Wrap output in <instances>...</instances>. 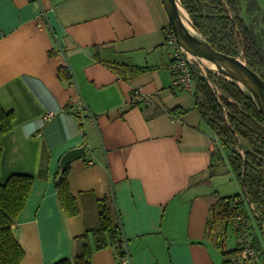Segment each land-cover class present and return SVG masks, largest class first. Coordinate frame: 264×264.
<instances>
[{
	"label": "crops",
	"instance_id": "crops-1",
	"mask_svg": "<svg viewBox=\"0 0 264 264\" xmlns=\"http://www.w3.org/2000/svg\"><path fill=\"white\" fill-rule=\"evenodd\" d=\"M169 24L162 0H0V103L14 113L0 181L34 178L14 225L20 264H74L103 202L131 264H222L209 214L228 196L220 176L235 175L193 93L172 88ZM108 63L146 69L124 78ZM136 88L152 102L132 105ZM83 145L67 168L77 208L68 214L56 177L63 154ZM119 263L115 245L91 257Z\"/></svg>",
	"mask_w": 264,
	"mask_h": 264
},
{
	"label": "trees",
	"instance_id": "trees-1",
	"mask_svg": "<svg viewBox=\"0 0 264 264\" xmlns=\"http://www.w3.org/2000/svg\"><path fill=\"white\" fill-rule=\"evenodd\" d=\"M244 0H181L188 11L195 28L200 31L217 50L235 56H242L247 64L264 78V4L250 0L247 10L261 12L262 26L255 27L242 14ZM264 1V0H263ZM257 19V18H256ZM255 19V21H257ZM124 78L145 71V67L108 63ZM211 79L218 85L217 92L206 77L198 70L193 71L195 105L227 157L241 192L220 197L210 208L209 228L214 235L219 226L230 220H239V231L252 226L264 228V115L256 103L240 86L208 70ZM59 76L72 78L67 66L59 68ZM14 113L7 111L0 103V172L5 146V135L11 130ZM59 173L57 174L58 177ZM56 187L60 205L68 214L76 213V200L67 181V169ZM34 178L23 173L11 174L5 182L0 181V264H20L25 256L23 245L16 238L14 225L20 212L27 204ZM225 226H222L223 228ZM83 244L74 264H91L95 250L115 245L120 263L129 257L125 238L120 226L115 224L111 207L103 202L99 211V224L87 228L81 236ZM223 241H217L219 247ZM239 244L229 250H222L226 258L222 264H233L230 255H235ZM229 255V256H230ZM57 264H72L65 259Z\"/></svg>",
	"mask_w": 264,
	"mask_h": 264
},
{
	"label": "water",
	"instance_id": "water-1",
	"mask_svg": "<svg viewBox=\"0 0 264 264\" xmlns=\"http://www.w3.org/2000/svg\"><path fill=\"white\" fill-rule=\"evenodd\" d=\"M162 1L178 44L194 55L208 70L237 83L264 115V78L251 68L241 56L231 55L213 47L207 38L195 28L181 0ZM209 63H213L216 67H211ZM86 155L87 151L84 145L66 151L60 160L57 179L61 178L73 161L84 158Z\"/></svg>",
	"mask_w": 264,
	"mask_h": 264
},
{
	"label": "built area",
	"instance_id": "built-area-1",
	"mask_svg": "<svg viewBox=\"0 0 264 264\" xmlns=\"http://www.w3.org/2000/svg\"><path fill=\"white\" fill-rule=\"evenodd\" d=\"M166 43L173 46L172 60L169 64L173 72V89H183L194 93L195 84L193 71L198 72L207 78L210 85L217 92H220L218 85L209 76L208 69L191 53L186 51L177 42L173 27L169 24L166 27ZM153 95L144 92L141 88H136L130 95V103L137 105L141 103H150ZM80 105L77 110L82 111ZM53 115L52 112L47 114V118ZM217 140V136L215 137ZM239 250L233 257V264H264V228L258 229L255 223L240 231ZM123 264H131L130 257L123 260Z\"/></svg>",
	"mask_w": 264,
	"mask_h": 264
},
{
	"label": "rangeland",
	"instance_id": "rangeland-1",
	"mask_svg": "<svg viewBox=\"0 0 264 264\" xmlns=\"http://www.w3.org/2000/svg\"><path fill=\"white\" fill-rule=\"evenodd\" d=\"M249 1L250 0H244L242 5L244 7L242 14L245 17V19L247 20V22L251 25H253L255 27V29H258L257 27L262 26V22H260L263 18L261 12L256 13H250L247 8L249 6ZM260 3L264 4L263 0H258ZM257 18V19H256ZM255 19L257 21H255ZM241 58H243L241 56ZM221 182L223 183V186H225V188L227 187V189L225 190L226 195H232L235 193H239L240 192V186L237 183L235 177L231 174V173H223L221 176ZM240 225V221L237 220H230L229 223L225 226L223 225V223L219 226L217 233H214V238L215 241H223L222 246L221 247H217V251L218 253L221 255V257H223V260L226 258V256L223 254L222 250H229L232 249L234 247L237 246L238 242H239V235H240V230L238 231L236 229V226ZM222 226H225L224 228ZM217 243V242H216ZM230 255V254H229ZM231 260L234 257L233 255H230ZM223 263V262H222Z\"/></svg>",
	"mask_w": 264,
	"mask_h": 264
},
{
	"label": "bare ground",
	"instance_id": "bare-ground-1",
	"mask_svg": "<svg viewBox=\"0 0 264 264\" xmlns=\"http://www.w3.org/2000/svg\"><path fill=\"white\" fill-rule=\"evenodd\" d=\"M190 26V25H189ZM209 65L211 66V67H216L213 63H209Z\"/></svg>",
	"mask_w": 264,
	"mask_h": 264
}]
</instances>
